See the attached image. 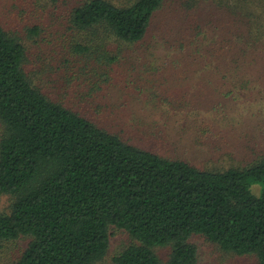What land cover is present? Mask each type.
<instances>
[{"label":"trees","instance_id":"obj_1","mask_svg":"<svg viewBox=\"0 0 264 264\" xmlns=\"http://www.w3.org/2000/svg\"><path fill=\"white\" fill-rule=\"evenodd\" d=\"M166 1L45 2L28 17L25 33L39 35L49 9H62V26L75 35L71 51L100 65L90 68L94 77L145 39ZM4 18L0 195L11 202L0 213V241L30 237L12 264H96L108 251L110 226L133 239L113 264H198L193 235L264 264V157L244 166L199 167L126 140L38 88L25 69L23 38ZM256 183L260 190L253 193Z\"/></svg>","mask_w":264,"mask_h":264},{"label":"rangeland","instance_id":"obj_2","mask_svg":"<svg viewBox=\"0 0 264 264\" xmlns=\"http://www.w3.org/2000/svg\"><path fill=\"white\" fill-rule=\"evenodd\" d=\"M51 1L79 0H0L6 26L23 38L29 78L50 98L134 144L199 167L244 166L264 157V0H167L145 39L94 77V63L71 51L75 35L62 26V9L60 16L50 8L43 32L27 37L28 17ZM147 128L149 134L140 132ZM10 202L0 195V213L9 212ZM29 241L23 235L0 241V264H12ZM132 241L110 226L108 251L96 264H113ZM190 241L198 264H257L254 255L223 251L201 235ZM159 253L166 257L165 249Z\"/></svg>","mask_w":264,"mask_h":264}]
</instances>
